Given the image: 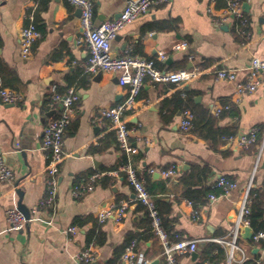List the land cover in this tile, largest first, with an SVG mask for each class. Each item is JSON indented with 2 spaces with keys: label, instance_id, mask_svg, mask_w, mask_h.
<instances>
[{
  "label": "crops",
  "instance_id": "1",
  "mask_svg": "<svg viewBox=\"0 0 264 264\" xmlns=\"http://www.w3.org/2000/svg\"><path fill=\"white\" fill-rule=\"evenodd\" d=\"M92 1L94 24L117 18L126 2ZM227 2L166 0L127 23L110 46L112 55L153 58L163 69L198 66L229 68L236 73L233 82L216 79L214 74L178 84L145 77L135 103L125 112L133 129L131 162L144 176L166 228L197 240L194 252L177 255V264H207L201 256L211 243L219 245L225 254L218 257L213 249L209 264H227L225 247L209 239L229 236L251 178L253 190L264 199V71L255 91L235 93L236 83L247 79L251 59L264 60V0L242 1L246 34H242L237 18L215 23ZM244 2L247 7L242 6ZM79 15L78 7L67 0L0 1V88L22 96L15 104L0 101V149L14 172L13 181H0V264H82L74 255L87 247L96 255L91 264H109L119 260L132 239L137 243L133 264H144L143 260L166 264L145 207L135 200L133 188L118 170L126 156L118 148L108 120L97 113L100 107L121 103L127 88L119 85L112 73L100 71L96 79L98 72L84 71L88 47L81 39ZM30 22L37 25L42 36L24 57L19 32ZM183 41L185 47L173 49ZM160 53L166 59L162 60ZM52 85L60 94L74 88L79 100L64 135L65 156L58 168L54 205L34 212L45 193L48 151L42 143L44 126L56 113H50L54 108L47 102ZM226 104L229 108L216 114V108ZM184 106L195 115L196 126L187 133L179 128ZM253 127L259 129V135L248 149L236 148L222 139L225 133H244ZM172 165L175 174L165 178L161 170ZM96 172L102 175L94 189L74 196L72 187ZM220 176L232 179L237 186L209 201L210 193H221L213 187ZM188 200L199 204L195 207ZM122 201L128 207L120 222L114 215L99 220L100 212ZM8 208L28 212L23 229L9 228ZM193 209L198 211L197 220L191 218ZM70 226L78 228L75 235L66 232ZM238 243L246 252L245 263L264 260L263 244H253L241 234ZM235 257L231 264H239L240 253Z\"/></svg>",
  "mask_w": 264,
  "mask_h": 264
},
{
  "label": "built area",
  "instance_id": "2",
  "mask_svg": "<svg viewBox=\"0 0 264 264\" xmlns=\"http://www.w3.org/2000/svg\"><path fill=\"white\" fill-rule=\"evenodd\" d=\"M1 1V0H0ZM68 3L80 9L79 27L81 39L84 40L88 47V57L82 64L84 71L95 73L98 71L112 73L116 75L119 85L127 88L125 99L115 107H100L97 113L100 117L108 120L109 126L114 130L118 148L125 154L126 161L119 167V171L125 174L126 180L133 188L135 200L142 204L150 219L151 232L157 237L161 245V256L166 264H177V255L194 252L197 248L196 239H187L175 234L173 239L169 237L166 230L162 226V220L155 201L149 193L145 178L141 173H138L131 162V153L133 150L131 144V134L133 129L128 125L125 118V112L130 109L135 103V98L139 93L145 77L163 83H186L206 74H214L216 79L235 81V70L229 68H214L203 69L198 66L189 68H180L176 70L159 68L153 58H145L137 55L126 53L121 56L111 54V41L116 37L118 32L130 21H133L138 16L148 13L153 7H156L166 0H126L124 8L119 16L114 19L104 20L99 24L93 23L94 5L92 0H67ZM243 0H228L225 12L223 15L215 18V23L223 24L230 17L237 18L241 25L242 34H246L244 26L247 23V18L242 14L241 3ZM42 36L41 31L35 23L30 22L22 27L19 32V42L21 52L24 57L31 53L32 45ZM185 41L174 45L173 49L178 50L185 47ZM162 60L166 59L164 53H160ZM192 56H190V59ZM264 71V60L253 57L251 59L248 76L244 82H238L235 86V93L242 95L251 93L261 84V72ZM186 94L182 93L185 98ZM22 99V96L8 88H0V101L6 104H15ZM79 100V95L74 88H69L65 94H60L55 85L51 86V91L48 96V105L55 109L56 113L45 124L43 129L42 146L48 151V163L46 167L45 193L38 200L34 212L41 209L52 207L54 205L57 189H58V168L62 159L65 156L64 151V135L67 126L70 123L74 104ZM222 108L228 109L229 105L217 107L216 114L222 111ZM193 112L184 106L180 113L179 128L182 132L187 133L193 128ZM259 129L253 127L244 133L226 134L222 139L236 148L248 149L258 139ZM262 141L264 142V130L261 133ZM154 169H150L153 172ZM176 168L174 165L167 169L161 170V174L166 177H171L175 174ZM102 173L96 172L81 182L72 187L74 196H81L94 189L97 179ZM14 180L13 169L7 165L4 159L3 151L0 149V181L11 182ZM237 183L226 176H220L213 187L221 190L220 194L210 193L209 201L215 200L219 195L227 194L234 189ZM253 190V180H249L244 188L242 198L239 202L234 225L227 237H215L210 241L219 243L226 249L227 264H231L236 259V252L240 253L239 264H244L247 261L246 252L238 243V238L245 227L250 226L249 214L251 211V191ZM188 204L192 205V201L188 200ZM127 203L120 202L112 209L105 210L98 214L99 220L102 222L111 215H114V220L120 222L127 211ZM6 220L9 228L12 230H21L26 225L28 219L24 213L17 208H8L6 210ZM191 218L197 220L199 218L198 211L193 209ZM70 235H75L78 232L76 226H70L66 229ZM253 244L264 245V230L253 231L250 238ZM136 239H132L126 246L118 261L109 264H133L136 258ZM95 252L87 247L74 255V259L82 264H91L95 261ZM144 264H150L148 260H143ZM253 264H264L261 259H255Z\"/></svg>",
  "mask_w": 264,
  "mask_h": 264
},
{
  "label": "trees",
  "instance_id": "3",
  "mask_svg": "<svg viewBox=\"0 0 264 264\" xmlns=\"http://www.w3.org/2000/svg\"><path fill=\"white\" fill-rule=\"evenodd\" d=\"M83 75L84 76H87V74H85V73ZM195 126L196 125H195V115H194L193 128ZM226 134L227 133H225L223 135H226ZM200 203H202V202H200ZM192 204H194L195 207H197L199 203L197 204L196 202L192 201ZM263 206H264L263 194H260L259 192L255 191V190H252L251 191V201H250L251 211H250V214H249V220H250V226H251V228L254 231L264 230ZM160 216H161V214H160ZM161 220H162V226H163V228L166 230V232L169 235V237L171 239H173L174 235L175 234H178V233H172L169 229L166 228V225H165V223L163 221L162 216H161ZM213 249H216L217 252L219 253V256L218 257H223L224 256V254H225L224 250L219 245H216V244L211 243V244H209L207 247H205L203 249L202 256H201V260L202 261H205L207 259L205 262L207 264H209L210 262H209L208 259L211 260V256L210 255H211ZM120 254H122V253H120ZM119 255H118V257H119ZM202 264H203V262H202ZM244 264H253V263H248L247 262V263H244Z\"/></svg>",
  "mask_w": 264,
  "mask_h": 264
},
{
  "label": "water",
  "instance_id": "4",
  "mask_svg": "<svg viewBox=\"0 0 264 264\" xmlns=\"http://www.w3.org/2000/svg\"><path fill=\"white\" fill-rule=\"evenodd\" d=\"M247 3H243L242 4V6L243 7H247ZM79 9V8H78ZM79 11H80V9H79ZM99 75H100V71H98V73H97V76L95 77L96 79L99 77ZM54 113L55 112V109H53V110H51L50 111V113ZM20 211L21 212H23L24 213V215H25V217L27 218V219H29V214H28V212H26V211H23L22 209H20ZM252 234H253V229L251 228V227H245V228H243V230H242V232H241V236L243 237V238H245V239H250L251 238V236H252ZM194 255H196V253H194ZM152 264H154V263H152Z\"/></svg>",
  "mask_w": 264,
  "mask_h": 264
}]
</instances>
